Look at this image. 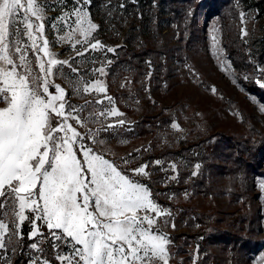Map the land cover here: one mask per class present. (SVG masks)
I'll use <instances>...</instances> for the list:
<instances>
[{
    "label": "rangeland",
    "instance_id": "obj_1",
    "mask_svg": "<svg viewBox=\"0 0 264 264\" xmlns=\"http://www.w3.org/2000/svg\"><path fill=\"white\" fill-rule=\"evenodd\" d=\"M38 2L42 6H55L45 12V22L63 15L57 11L60 7L57 0ZM251 3L242 7L237 25L242 24L243 32L234 45L251 50L252 54L251 47H247L252 39L249 35L263 29L260 21L264 19ZM206 4L210 3L196 0L189 6L182 24L169 25L163 21V31L150 44L152 50L159 52L154 54V60L155 57L159 60L154 62L149 56L139 69L134 60L131 59L132 64L125 62L119 48L125 44V34L130 28L109 22L103 30H98V19L91 13V0L90 19L98 27L93 33L95 39L89 38L83 46L84 57L76 55V49L81 48L76 40L84 41L83 36L76 34L70 40L60 41L59 36L69 29L64 27L61 32L45 24L43 38L49 40L53 55L79 69L72 73L69 65H63L67 79L64 76L50 79L53 85L60 84L66 89L69 103L85 108L82 116L95 112L102 122H88L87 127H81L69 121L86 136V146L144 184L152 199L171 214L157 218L170 239L169 264H259L264 257V190L260 187L264 183V89L255 81L260 79L264 60L250 59L255 61V66L249 70L245 69V62L235 61L231 55L235 38L228 37L226 13L209 9ZM98 11L99 16L108 14L110 0L102 3ZM158 13L166 19L165 9ZM96 40L103 49L90 48ZM107 48L114 51L108 52ZM39 55L46 63L48 57L42 52ZM29 59L33 71L38 72L35 54L29 52ZM109 60L111 64L106 63ZM99 67L105 68L104 75L93 71ZM97 79L105 92L90 89L89 93L73 94V84H94ZM50 92L54 94V87ZM109 96L112 103L107 99ZM113 107L121 115H98L101 110L107 112ZM153 109L166 115L153 120L157 122L155 131L145 123L150 119H142V116L149 118ZM119 120L125 124L119 125ZM102 124L105 128L108 124L114 127L99 133L96 140H103L101 144L91 138L90 132L100 129ZM173 124L177 127L173 128ZM203 139L207 143L200 145ZM179 146L181 152H176L179 154L169 153ZM151 149L156 151L155 156ZM77 154L83 158L81 153ZM186 154L192 155L186 158ZM144 164L149 166L147 175L131 171ZM217 220L218 229L225 228L224 220L234 223V230L225 229L231 236L222 237L238 239L236 245H226L220 238V242L212 240L216 229L211 224ZM29 228L27 222L22 225L24 239L11 255L10 264H27L29 254L34 251L28 247L32 242L27 238ZM42 231L47 233L43 227ZM43 246L51 264H59L47 241Z\"/></svg>",
    "mask_w": 264,
    "mask_h": 264
},
{
    "label": "snow or ice",
    "instance_id": "obj_2",
    "mask_svg": "<svg viewBox=\"0 0 264 264\" xmlns=\"http://www.w3.org/2000/svg\"><path fill=\"white\" fill-rule=\"evenodd\" d=\"M57 2L63 15L45 22V12L55 6H42L38 0H0V264H10L11 255L21 247L26 222L32 241L28 247L34 250L27 264H51L45 241L59 264H169L170 239L157 218L171 214L152 199L144 184L86 146V136L69 121L81 127L102 122L95 112L82 116L85 108L69 103L66 89L50 79H67L63 65H69L72 73L79 69L53 55L49 40L43 38L45 24L61 32L69 29L60 41L83 36L84 41L76 40L81 44L76 49L80 57L98 27L90 19L91 0ZM90 48L104 46L96 40ZM29 52L35 54L38 72L32 69ZM41 52L48 57L46 63ZM93 71L105 74L104 67ZM255 82L264 89V68ZM73 89L75 95L90 89L106 91L99 79L94 84H73ZM107 99L112 103L110 96ZM109 114L121 115L114 107L98 115ZM117 123L122 126L125 121ZM112 127L102 124L90 132L91 138L102 144L97 136ZM148 167L131 171L147 175ZM260 187L264 190V183ZM259 264H264V257Z\"/></svg>",
    "mask_w": 264,
    "mask_h": 264
},
{
    "label": "trees",
    "instance_id": "obj_3",
    "mask_svg": "<svg viewBox=\"0 0 264 264\" xmlns=\"http://www.w3.org/2000/svg\"><path fill=\"white\" fill-rule=\"evenodd\" d=\"M210 4H206V6L209 9H212L214 11H217L219 9L223 10L225 14L226 22H228L229 25V33L228 37H234L235 41L231 43L232 50L231 55L234 57L235 61H238L239 63L245 62L246 70H249L250 67H254V62L256 61H263L264 60V27L261 28L259 33H251L249 35V38L255 39V41H252L247 46L251 50H247L241 47H236L234 43L236 40H239V34L241 35L242 31V24L238 27L237 22H240V14L242 12V7L244 4H250L251 7H254L256 9V12L261 14L264 19V0H206ZM107 0H92V6H91V13L94 17L98 19L99 22V28L98 30H103L104 26L109 24V22H115L120 27L124 28L125 26H128L130 28V32L125 34L127 36L125 38V44L120 48V50L123 51V54L121 56L125 60V62H130L132 64L135 62L137 67L139 69L142 68L141 62H144L145 59L149 58L151 56V59L154 62H157L159 59L155 57L154 60V54H158L159 52H156L152 50V47L150 46L152 40L157 38L158 35L161 34L163 29L161 28L162 22L166 21V23L175 24L177 22L178 24H182L187 19V11L189 9V6L194 5L196 3V0H110V12L108 14L111 15L108 16L107 12H105L103 15L99 16L100 11L98 9L102 5V3H106ZM123 5V7H121ZM166 11L165 20L164 18L158 13L161 10ZM233 21V22H232ZM260 24H264V20ZM239 28V30H238ZM238 31V32H237ZM237 32V33H236ZM236 33V34H235ZM235 34V35H232ZM257 36V37H255ZM255 37V38H254ZM249 38L246 41H249ZM254 42V43H253ZM234 45V47H233ZM249 54V55H248ZM249 57V59H246ZM250 59H254L255 61H252ZM117 64V63H116ZM155 64V63H154ZM163 113L155 112V109L151 111L150 116L144 117L142 116L143 120L150 119V121H145L146 124H149L151 127L157 126V122L153 121L159 117H165ZM201 138V137H200ZM201 139H199L200 141ZM207 143L206 139H203L200 143V145H204ZM185 150V148H183ZM181 152L180 146L177 147L176 151H169V153L175 154L176 152ZM150 152H154V156L157 154L156 151L153 149L150 150ZM193 151H190V153ZM179 154V153H176ZM192 155V154H191ZM189 154L184 155L186 158L191 156ZM240 158V157H239ZM235 160V158H234ZM238 160V159H237ZM244 165V163H243ZM247 168V167H246ZM185 180V179H184ZM211 217V216H209ZM207 218L208 221H211V218ZM225 223V228L218 229L217 224L219 221H213L211 226H215L216 231L213 233V241L215 242H221L229 245V243H232V245H236L238 242L236 240H227L223 239L222 235L231 236V233H227L225 229L231 230L233 228L234 230V223L223 221ZM233 222V221H232ZM227 223V224H226ZM222 229H224L222 232ZM234 238V237H233ZM232 238V239H233Z\"/></svg>",
    "mask_w": 264,
    "mask_h": 264
}]
</instances>
